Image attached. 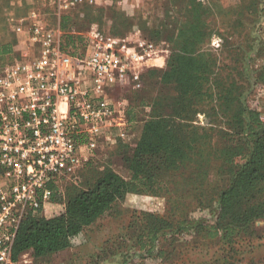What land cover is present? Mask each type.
Wrapping results in <instances>:
<instances>
[{
  "label": "trees",
  "instance_id": "16d2710c",
  "mask_svg": "<svg viewBox=\"0 0 264 264\" xmlns=\"http://www.w3.org/2000/svg\"><path fill=\"white\" fill-rule=\"evenodd\" d=\"M260 1L190 0L188 22L170 37L166 69L152 71L172 95L152 102L134 142L118 144L130 151L121 163L123 173L106 167L82 188H68L59 216L24 215L11 247L12 262L26 252L37 259L67 250L127 194L166 198L165 215L140 213L141 249L154 246L160 234L192 227L205 240L231 247L251 223L264 219V122L244 98L243 25L258 16ZM79 8L59 19L61 47L69 54H78L87 42L90 27L78 23ZM15 44L14 39L0 45V68L19 57V50L12 49ZM216 48L227 51L226 62H219ZM211 177L217 178L213 186ZM214 207L212 224L192 218V213ZM168 240L158 250L164 264L173 263L176 250L175 239Z\"/></svg>",
  "mask_w": 264,
  "mask_h": 264
},
{
  "label": "rangeland",
  "instance_id": "374dc122",
  "mask_svg": "<svg viewBox=\"0 0 264 264\" xmlns=\"http://www.w3.org/2000/svg\"><path fill=\"white\" fill-rule=\"evenodd\" d=\"M83 1L79 6L78 23L119 40L125 46L124 51L134 49L138 61L132 67L137 79L105 87L103 97L110 107L116 108L108 123L119 124V128L109 126L107 135L97 136L94 151H87L83 146L79 149L77 157L83 161L82 166L71 171H60L44 182L37 191L38 208L25 209V215L30 213L36 218L61 215L65 209L66 190L70 187L82 188L104 168L112 167L123 173L121 163L129 157L130 151L118 148L119 143H127L120 134L126 133L131 136L129 142H134L140 134L143 120L151 114L152 102L172 95L170 87L159 82V73L152 71L166 69L172 49L170 37L189 20L190 0ZM257 8L260 10L258 16L249 17L243 25L247 46L244 98L248 106L260 113L264 122V80H259L264 75V0ZM48 18L46 20L54 25L55 19ZM213 42L215 47L220 43L217 37ZM150 44L152 48H149ZM18 47L23 48V43H18ZM216 49L219 62H226L227 51ZM201 122L206 123L204 119ZM84 129L81 125L80 130ZM86 140L87 136L82 133L77 142L81 144ZM33 173L37 179L41 176V180L45 181L47 175L44 171ZM216 179L210 178L211 186L217 182ZM44 190L50 192L47 198L43 197ZM166 210L164 197L127 194L75 237L67 250L37 259L32 257L31 252H26L17 261H10V264H164L162 261L166 260L158 256V250L170 238L175 239L176 247L172 264H206L209 261L264 264V219L251 223L244 233L239 234L238 243L231 247L226 243L205 240V235L198 234L192 227L175 235L160 234L154 246L141 249L138 244L140 213L165 215ZM192 218L203 224H212L215 207L194 212Z\"/></svg>",
  "mask_w": 264,
  "mask_h": 264
},
{
  "label": "built area",
  "instance_id": "2783aa9c",
  "mask_svg": "<svg viewBox=\"0 0 264 264\" xmlns=\"http://www.w3.org/2000/svg\"><path fill=\"white\" fill-rule=\"evenodd\" d=\"M45 2L60 16L84 1ZM12 29L23 48L0 69V264H10L18 224L27 207L38 208L37 191L44 182L82 166L79 149L94 151L97 136L107 135L109 126L119 128L108 123L116 108L103 91L137 79L132 66L138 61L134 49L124 51L119 40L94 28L85 33L84 49L69 54L61 47V30L35 11ZM82 133L87 140L80 144ZM120 137L131 140L126 133ZM34 171H44L45 181ZM49 195L43 191L44 198Z\"/></svg>",
  "mask_w": 264,
  "mask_h": 264
},
{
  "label": "crops",
  "instance_id": "0c3cea01",
  "mask_svg": "<svg viewBox=\"0 0 264 264\" xmlns=\"http://www.w3.org/2000/svg\"><path fill=\"white\" fill-rule=\"evenodd\" d=\"M45 3V0H0V45L7 44L15 39L16 44L12 46V49L19 50L18 43L23 42L13 32L12 28L19 20L26 17L30 11H35L46 19L48 17L50 19L54 18L55 23L53 22L54 25L52 26L59 28L61 15L56 16L54 7Z\"/></svg>",
  "mask_w": 264,
  "mask_h": 264
}]
</instances>
